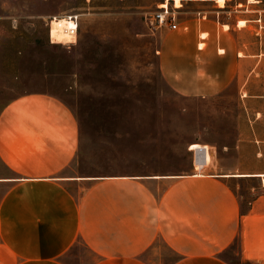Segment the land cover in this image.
<instances>
[{
  "label": "crops",
  "instance_id": "crops-1",
  "mask_svg": "<svg viewBox=\"0 0 264 264\" xmlns=\"http://www.w3.org/2000/svg\"><path fill=\"white\" fill-rule=\"evenodd\" d=\"M161 1L176 12L175 28H159L169 87L210 97L246 65L244 87L263 63L264 0ZM196 146L206 149L201 165ZM189 149L194 162L182 172L162 157L86 156L60 98L9 100L0 109V264H235L225 256L234 243L240 262L264 264V187L242 199L229 184L262 183L264 173L221 170L207 145Z\"/></svg>",
  "mask_w": 264,
  "mask_h": 264
},
{
  "label": "rangeland",
  "instance_id": "rangeland-1",
  "mask_svg": "<svg viewBox=\"0 0 264 264\" xmlns=\"http://www.w3.org/2000/svg\"><path fill=\"white\" fill-rule=\"evenodd\" d=\"M160 2L0 0V109L25 92H48L73 111L83 155L162 157L164 168L182 172L193 165L190 144L198 143L221 170L264 173V53L244 87L246 65L219 94L181 96L160 73L161 35L148 21ZM68 14L77 15L74 40L50 41V20ZM196 150L201 165L206 149ZM229 184L242 199L264 187L260 178ZM234 245L225 256L245 264Z\"/></svg>",
  "mask_w": 264,
  "mask_h": 264
},
{
  "label": "built area",
  "instance_id": "built-area-1",
  "mask_svg": "<svg viewBox=\"0 0 264 264\" xmlns=\"http://www.w3.org/2000/svg\"><path fill=\"white\" fill-rule=\"evenodd\" d=\"M67 18V31L75 38L76 31H77V15L75 14H68L64 16ZM54 19V17H53ZM52 19V20H53ZM52 20L49 22V39L52 41L51 33H50V26L52 23ZM149 23L154 24L155 28H161L163 26H167L170 28L176 27V12L169 8L168 6L160 7L153 15L149 16ZM69 22L72 24L70 25ZM194 162V161H193Z\"/></svg>",
  "mask_w": 264,
  "mask_h": 264
},
{
  "label": "bare ground",
  "instance_id": "bare-ground-1",
  "mask_svg": "<svg viewBox=\"0 0 264 264\" xmlns=\"http://www.w3.org/2000/svg\"><path fill=\"white\" fill-rule=\"evenodd\" d=\"M177 1L178 0H176L175 2ZM160 6H164V5L160 4ZM67 21H68L67 18H60L57 20V17H54V19L52 20L51 26H50V33H51L52 41L61 42L64 40L67 42V41L74 40V37L66 29L67 24H68ZM239 23H242V21H240ZM69 24L71 25L72 23L69 22ZM261 176H262L261 177L262 183L264 185V174H261Z\"/></svg>",
  "mask_w": 264,
  "mask_h": 264
}]
</instances>
